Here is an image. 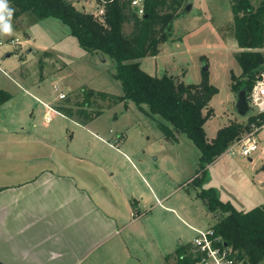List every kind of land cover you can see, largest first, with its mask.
Here are the masks:
<instances>
[{
  "label": "crops",
  "instance_id": "obj_1",
  "mask_svg": "<svg viewBox=\"0 0 264 264\" xmlns=\"http://www.w3.org/2000/svg\"><path fill=\"white\" fill-rule=\"evenodd\" d=\"M10 55L2 61L16 73ZM17 77L0 78V263L166 264L192 242L198 228L159 168L121 150L122 131L96 132L97 117L82 124Z\"/></svg>",
  "mask_w": 264,
  "mask_h": 264
},
{
  "label": "rangeland",
  "instance_id": "obj_2",
  "mask_svg": "<svg viewBox=\"0 0 264 264\" xmlns=\"http://www.w3.org/2000/svg\"><path fill=\"white\" fill-rule=\"evenodd\" d=\"M71 1L76 8L86 12L96 13V8L101 5L100 0ZM188 4L189 9L174 21L173 36L176 40L162 45L156 55L143 57L140 66L150 75L167 74L185 83H199L203 66H207L208 81L217 87L208 106L212 108V113L204 124L206 136L211 138L226 124L246 123L248 116L257 115V109L250 107L244 117L235 110L236 92L231 86L230 75L231 70L238 75L241 69L234 57L238 46L231 34V0H186L185 8ZM21 18V29H14L16 32L13 35L18 38V44L12 47L9 40L12 32H0L3 45L0 54L1 79H12L17 75L16 80L21 85L39 83L52 108L61 100L74 101L83 87L122 94L120 81L113 77V62L82 49L70 34L69 27L58 18L48 16L34 22H26L29 21L26 14ZM129 29L126 25L125 30ZM8 50L11 54L8 59L20 65L16 73L2 61L4 52ZM22 58L25 63H21ZM54 85L58 92L65 94L63 99H58ZM97 102L105 107L92 124L98 129L96 132L103 134L105 131L116 136L122 131L121 136L123 134L126 141L121 150L130 157L136 155L147 159L157 171L159 168V183L173 190L171 198L176 201V208L184 220L198 230L211 227L216 216L207 212L202 200L195 195L199 188L191 182L199 167L200 155L191 140L184 133L177 134L175 140L167 137L158 124L159 119L147 115L133 102L123 101L109 107L105 101ZM121 141L122 138L117 141L118 144ZM117 142L113 140L114 144ZM202 187L213 188L222 201L230 202L237 210L248 211L264 205V138L250 156L224 151L207 166ZM179 223L188 231L189 226L181 221ZM196 235L195 232L193 237Z\"/></svg>",
  "mask_w": 264,
  "mask_h": 264
},
{
  "label": "trees",
  "instance_id": "obj_3",
  "mask_svg": "<svg viewBox=\"0 0 264 264\" xmlns=\"http://www.w3.org/2000/svg\"><path fill=\"white\" fill-rule=\"evenodd\" d=\"M185 3L186 0H143L140 15L131 0H106L103 14L80 10L71 0H9V7L14 9L12 29H21L24 14L29 19L26 22L56 17L69 27L82 49L114 64L113 77L121 83V95L83 87L74 101L59 99L57 109L84 124L103 112L105 106L97 101L107 102V107L130 101L147 115L158 118L167 137L175 140L177 134L184 133L200 154L191 182L199 188L196 195L207 211L216 216L209 227L213 245L226 249L234 263L264 264V205L237 210L230 202L222 201L213 188L202 187L207 166L244 135L258 115L248 116L246 123L226 124L208 139L204 124L212 113L208 106L217 87L208 81L207 71H202L199 83H185L167 74L150 75L140 66L143 57L156 55L162 45L176 40L174 21L186 11ZM231 12V34L238 46L234 57L241 69L238 75L231 70V86L236 93L245 88L248 95L264 70V0H231ZM259 118L263 119L264 113ZM200 257L193 244L186 243L166 255L164 261L199 264Z\"/></svg>",
  "mask_w": 264,
  "mask_h": 264
},
{
  "label": "built area",
  "instance_id": "obj_4",
  "mask_svg": "<svg viewBox=\"0 0 264 264\" xmlns=\"http://www.w3.org/2000/svg\"><path fill=\"white\" fill-rule=\"evenodd\" d=\"M106 0H100L101 5L99 4L96 8V12L103 14L104 12V3ZM143 0H131V5L137 8L138 14L143 13ZM10 43L15 45L17 39L10 38ZM1 45V41H0ZM58 88L54 85V91L57 92L58 99L65 97L63 92H58ZM249 106L257 109V119L254 122H251L249 130L242 135L239 139L234 141L229 147L228 150L231 153L235 151L243 156H250L252 152L256 151L259 147L261 138H264V118L260 119L259 114L264 113V70L258 75V78L251 88L249 94L247 95ZM235 148H237L235 150ZM197 235L193 237L192 244L197 250L201 257L199 264H239L234 263L231 259L228 258V251L226 249H221L218 246L213 245V240L210 238L212 235L211 229L197 230ZM215 241L218 240L214 238Z\"/></svg>",
  "mask_w": 264,
  "mask_h": 264
},
{
  "label": "clouds",
  "instance_id": "obj_5",
  "mask_svg": "<svg viewBox=\"0 0 264 264\" xmlns=\"http://www.w3.org/2000/svg\"><path fill=\"white\" fill-rule=\"evenodd\" d=\"M14 9L9 7V0H0V32L11 34V17Z\"/></svg>",
  "mask_w": 264,
  "mask_h": 264
},
{
  "label": "water",
  "instance_id": "obj_6",
  "mask_svg": "<svg viewBox=\"0 0 264 264\" xmlns=\"http://www.w3.org/2000/svg\"><path fill=\"white\" fill-rule=\"evenodd\" d=\"M233 2H238L239 0H232ZM190 5L186 6V9H189ZM207 66H203V70H206ZM250 109L247 92L245 88H242L236 93V102H235V110L240 116H245Z\"/></svg>",
  "mask_w": 264,
  "mask_h": 264
}]
</instances>
